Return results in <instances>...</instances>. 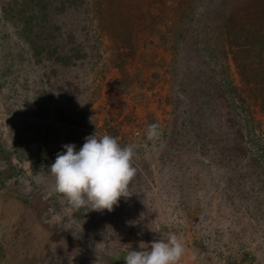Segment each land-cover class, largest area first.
I'll use <instances>...</instances> for the list:
<instances>
[{
    "label": "rangeland",
    "instance_id": "374dc122",
    "mask_svg": "<svg viewBox=\"0 0 264 264\" xmlns=\"http://www.w3.org/2000/svg\"><path fill=\"white\" fill-rule=\"evenodd\" d=\"M76 2L85 29L78 28L72 39L85 56L68 65L54 61L63 47L37 63L15 27L0 19V264H126L124 257L141 250V241L150 249L152 241L169 235L191 252L193 264H264V175L244 162L226 165L209 130L224 132L223 99L237 103L241 95L263 123L257 138L264 145L260 100L249 97L230 55L221 59L206 50L214 42L218 48L212 19L219 0ZM252 3L261 6L263 0ZM70 22L74 19L63 20V31ZM180 31L184 43L197 48L196 63L182 64L173 52ZM117 45L132 51L118 63L123 71L111 64ZM180 63L178 70H187V77L196 64L193 75L205 80L215 98L211 113L199 109L205 113L176 117L171 112L167 94ZM124 77L131 80L126 89L116 86ZM204 87L197 95L208 91ZM187 116L193 119L190 128ZM197 124L196 150L192 127ZM95 134L131 145L136 174L131 196L121 197L112 211H97L103 219L89 228L53 191L46 165L37 166L22 152L41 147L57 150V156L65 144L79 151ZM249 151L261 152L257 146Z\"/></svg>",
    "mask_w": 264,
    "mask_h": 264
},
{
    "label": "trees",
    "instance_id": "16d2710c",
    "mask_svg": "<svg viewBox=\"0 0 264 264\" xmlns=\"http://www.w3.org/2000/svg\"><path fill=\"white\" fill-rule=\"evenodd\" d=\"M236 1L239 0H219L218 16L212 19L215 21V28L217 29L218 48L214 42L206 50L210 56L216 55L221 59L230 55L242 85L248 90L249 97L255 100L259 99L261 108L264 110V0L263 5L257 4L259 7L252 3L254 0L247 2L241 0L239 5L236 4ZM78 9L76 0H0V19L15 27L19 37L24 42V47L37 63L50 59L56 55L57 50L63 47V51H59L54 57V61L62 63L64 60L63 64L68 65L69 62L76 63L75 60H82L85 56V54L82 55L83 52L80 48L76 51L78 44L72 39V36L77 34V30L85 29V20L83 19L85 16L82 18L78 14ZM233 15L236 20L231 21L230 19L229 21V17L231 18ZM66 17L74 19V22L72 26V22H70L68 29L63 31L61 27L64 25L63 20ZM184 36L185 33L180 31L172 43L173 52L178 54V61L182 59V64L188 60L197 59L193 53H198L194 45L191 49L188 44L184 43ZM110 55L111 64L123 71V65L119 66L118 63L124 64L127 58L132 55L131 47L123 49L117 45L116 50L111 51ZM180 65L181 63L176 66L177 70ZM194 67L196 64H193L192 71ZM192 71L190 70L189 74L191 75L187 77V70L181 72L178 70L177 77L173 79L174 82L170 86L171 91L167 94L171 112L176 117L178 114L186 112L189 116L197 112L205 113L199 109L208 110L210 113L213 111L215 98L208 90L209 86L204 79H198L199 76L193 75ZM223 83H229L227 77H224ZM120 85H124L125 89L129 88L131 80L127 77L117 79L116 86ZM203 85H205L203 91L205 89L208 91L204 92L203 95H197L196 90ZM224 86L227 85L224 84ZM223 103V120L226 123V129L223 133H213L209 129L214 135L211 140L215 151L217 146L221 149L220 155L223 156L224 163L228 166L235 165L236 167L237 163L242 164L244 162V165L253 166L258 173L264 175V145H259L260 141L257 138L258 130L262 129L263 123L252 114L250 104L243 96L238 95L237 103L227 100L224 102V99ZM185 108L187 111L184 110ZM189 116L184 120L188 128L193 121ZM199 121L195 122L199 123ZM199 125L192 127L195 137L192 146L196 150L199 140ZM262 131L264 133V129ZM250 146L252 148L257 146L261 151L260 154L255 155L250 152ZM22 153L25 157L33 160L37 166L46 165L50 171V166L55 162L58 151L39 147L27 154ZM212 158L205 163L212 162L215 157ZM200 165L204 164L200 163ZM182 197L184 194L180 198ZM73 216L80 223L87 224L89 228L95 221L103 219V215H97V210L89 211L88 208L84 207L79 210L74 209ZM160 230L162 231L160 232ZM159 232H164L163 226L159 227Z\"/></svg>",
    "mask_w": 264,
    "mask_h": 264
},
{
    "label": "clouds",
    "instance_id": "9594fccd",
    "mask_svg": "<svg viewBox=\"0 0 264 264\" xmlns=\"http://www.w3.org/2000/svg\"><path fill=\"white\" fill-rule=\"evenodd\" d=\"M155 125L150 126L149 137L155 135ZM66 151L56 156L50 166L54 177L53 191L61 194L76 210L112 211L121 197H129V184L136 174L132 166L134 151L131 145L121 146L110 135L86 137L76 150L75 144H65ZM140 242L141 250H130L124 257L126 264H178L184 246L176 235L167 240Z\"/></svg>",
    "mask_w": 264,
    "mask_h": 264
},
{
    "label": "crops",
    "instance_id": "0c3cea01",
    "mask_svg": "<svg viewBox=\"0 0 264 264\" xmlns=\"http://www.w3.org/2000/svg\"><path fill=\"white\" fill-rule=\"evenodd\" d=\"M10 215H8L9 217ZM2 217V215H1ZM183 257H181L180 261L178 262V264H193V258L191 255V252H189L187 249L184 248V253H183Z\"/></svg>",
    "mask_w": 264,
    "mask_h": 264
}]
</instances>
